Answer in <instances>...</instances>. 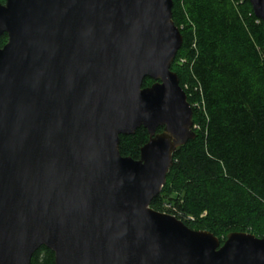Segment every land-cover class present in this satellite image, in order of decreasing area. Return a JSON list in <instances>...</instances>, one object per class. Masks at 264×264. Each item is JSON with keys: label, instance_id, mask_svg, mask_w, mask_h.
Instances as JSON below:
<instances>
[{"label": "water", "instance_id": "95a60500", "mask_svg": "<svg viewBox=\"0 0 264 264\" xmlns=\"http://www.w3.org/2000/svg\"><path fill=\"white\" fill-rule=\"evenodd\" d=\"M249 2L264 33V0ZM172 9L0 3V264H32L41 247L55 264H264V238L233 232L221 244L151 207L196 137L171 69L183 46ZM140 128V159L122 156L121 136Z\"/></svg>", "mask_w": 264, "mask_h": 264}, {"label": "trees", "instance_id": "16d2710c", "mask_svg": "<svg viewBox=\"0 0 264 264\" xmlns=\"http://www.w3.org/2000/svg\"><path fill=\"white\" fill-rule=\"evenodd\" d=\"M172 1L183 46L171 69L193 110L196 137L174 153L151 207L221 244L233 232L264 238L263 24L249 0L246 12L226 0ZM7 41L1 36L0 47ZM153 83L147 78L143 86ZM148 141L140 128L121 136L120 152L139 160ZM32 264H55V254L41 247Z\"/></svg>", "mask_w": 264, "mask_h": 264}, {"label": "rangeland", "instance_id": "374dc122", "mask_svg": "<svg viewBox=\"0 0 264 264\" xmlns=\"http://www.w3.org/2000/svg\"><path fill=\"white\" fill-rule=\"evenodd\" d=\"M226 1L234 4L235 6H237V8H242L245 12L247 11V9H246V3L243 0H226ZM237 4H242V6H238Z\"/></svg>", "mask_w": 264, "mask_h": 264}]
</instances>
